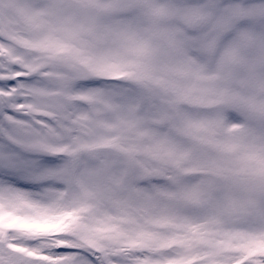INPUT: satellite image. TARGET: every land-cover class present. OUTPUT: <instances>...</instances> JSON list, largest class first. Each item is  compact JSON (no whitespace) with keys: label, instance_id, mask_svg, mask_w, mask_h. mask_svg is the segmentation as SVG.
Listing matches in <instances>:
<instances>
[{"label":"snow or ice","instance_id":"snow-or-ice-1","mask_svg":"<svg viewBox=\"0 0 264 264\" xmlns=\"http://www.w3.org/2000/svg\"><path fill=\"white\" fill-rule=\"evenodd\" d=\"M0 264H264V0H0Z\"/></svg>","mask_w":264,"mask_h":264}]
</instances>
